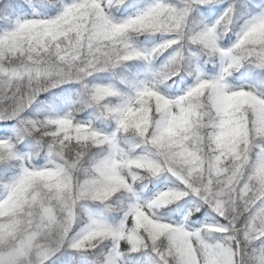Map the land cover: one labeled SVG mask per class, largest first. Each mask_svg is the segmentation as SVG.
<instances>
[{"label": "snow or ice", "instance_id": "1", "mask_svg": "<svg viewBox=\"0 0 264 264\" xmlns=\"http://www.w3.org/2000/svg\"><path fill=\"white\" fill-rule=\"evenodd\" d=\"M0 264H264V0H0Z\"/></svg>", "mask_w": 264, "mask_h": 264}]
</instances>
